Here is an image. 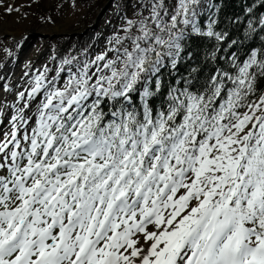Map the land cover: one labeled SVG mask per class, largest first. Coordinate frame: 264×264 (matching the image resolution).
<instances>
[{"label": "snow or ice", "instance_id": "6c2138e0", "mask_svg": "<svg viewBox=\"0 0 264 264\" xmlns=\"http://www.w3.org/2000/svg\"><path fill=\"white\" fill-rule=\"evenodd\" d=\"M137 3L148 14L126 19L119 47L62 86L64 69L48 79L45 66L9 105L0 84V115L14 113L0 137V264H264V43L173 87L161 70L178 71L190 40L228 38L220 6Z\"/></svg>", "mask_w": 264, "mask_h": 264}, {"label": "rangeland", "instance_id": "374dc122", "mask_svg": "<svg viewBox=\"0 0 264 264\" xmlns=\"http://www.w3.org/2000/svg\"><path fill=\"white\" fill-rule=\"evenodd\" d=\"M114 1L97 0L93 4H87L85 0H8L14 7L20 8V11H14L11 14L0 11V23L12 20L15 21L12 23L15 28L18 26L24 30L18 37L11 38V42L4 48L8 51L3 50V56L0 59V65L4 66L0 68V76H3L0 84L7 83L13 87L12 97L9 95L6 103L9 105L16 103L13 98L15 92L29 90V86H24L23 83L34 80L36 75L44 72L45 66L49 69L46 73L48 79L56 76L59 68L53 65L51 59L49 47L52 44L59 45L65 40L74 44L77 38H85L94 30L98 35L95 38L91 37V40L93 39L89 43L91 53L87 60L94 59L96 55L102 54L113 46L119 47L114 44L113 38L121 36L126 15L133 16L141 8L137 0H129L123 10L124 13L121 9L112 6ZM45 10L50 13L45 14ZM40 28H47L50 34L40 33L38 31ZM1 41L3 39H0ZM109 41L113 43L110 44ZM29 50L33 51H31L32 55L25 58L24 55ZM108 55L113 57L114 53L109 52ZM20 73H22L21 77H19ZM68 75V71L60 73L63 77L60 80L61 86L67 81ZM21 78L24 82L20 84L18 81ZM40 99H43L42 94L37 96V100ZM9 111L0 115V137H2L1 134L10 130L11 125L8 121L14 113L11 108ZM32 115H35V110Z\"/></svg>", "mask_w": 264, "mask_h": 264}, {"label": "trees", "instance_id": "16d2710c", "mask_svg": "<svg viewBox=\"0 0 264 264\" xmlns=\"http://www.w3.org/2000/svg\"><path fill=\"white\" fill-rule=\"evenodd\" d=\"M97 0H85L87 4H93ZM110 0H107L109 2ZM129 0H115L113 7L121 9L123 11L128 4ZM214 3H218L220 9L216 12L218 18V24L216 26L217 31L227 32L228 38L224 42H216L210 38H194L190 40L185 53H183V59L178 65V71H173L169 67L162 69V80L173 87L177 86L175 81L181 76H187L191 67H200L199 73L200 82L203 83L205 78L217 67H228V57L235 53L241 59L246 58L247 54L253 48H259L264 41H261L260 37L264 36V28L260 25L259 21L264 16V4H261V0H213ZM255 5V7H253ZM252 7V12L249 13L247 9ZM143 11L144 15H147V11ZM215 12V9L213 10ZM49 11H44L45 14H49ZM124 12V11H123ZM125 13V12H124ZM137 13L133 16L126 15V19H136ZM206 23V17L203 18ZM249 22L255 28L253 32L249 28ZM98 33L94 30L85 38H77L74 44H71L69 40L61 42L59 45H50L51 59L53 65L59 69L63 68L64 71H68L69 68L76 70L78 65L87 60L90 55L91 37H96ZM124 36V32L120 34ZM90 37V38H89ZM237 41L236 44H231V41ZM125 47H128V42H125ZM219 47V51L216 53L217 62H212L206 59V54L211 53ZM89 48V49H88ZM188 52L192 53L191 58L188 57ZM74 58V59H73ZM71 59V64H64L65 60ZM167 92V89H164ZM160 105L157 103V108Z\"/></svg>", "mask_w": 264, "mask_h": 264}, {"label": "bare ground", "instance_id": "6f19581e", "mask_svg": "<svg viewBox=\"0 0 264 264\" xmlns=\"http://www.w3.org/2000/svg\"><path fill=\"white\" fill-rule=\"evenodd\" d=\"M16 6H18V5H16ZM12 23H15V21H12V20L9 21L8 20V21H6L4 23H0V39H3V41L0 42V59L3 56L2 52H3L4 48L11 42V38L18 37L19 35H21V32L24 30V29H22L21 27H18V26L15 28V26H13ZM11 27H13V28H11ZM38 31L40 33H49L50 34V31L47 28H40ZM27 48H26V50H27ZM31 51L32 50L27 51L26 54L24 55V57L26 58L27 56H31L32 52H33V51L32 52ZM44 62H46V61H44ZM21 76H22V73H20L19 77H21ZM18 82H20V84H21V82H24V79L21 78ZM23 85L24 86L28 85L29 86V90H30L31 85L28 82L23 83ZM34 110H35V108L33 106L32 110L30 112L31 115H32ZM3 132H5L4 128H3Z\"/></svg>", "mask_w": 264, "mask_h": 264}, {"label": "water", "instance_id": "95a60500", "mask_svg": "<svg viewBox=\"0 0 264 264\" xmlns=\"http://www.w3.org/2000/svg\"><path fill=\"white\" fill-rule=\"evenodd\" d=\"M26 36H28V35H26Z\"/></svg>", "mask_w": 264, "mask_h": 264}]
</instances>
